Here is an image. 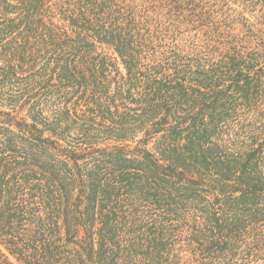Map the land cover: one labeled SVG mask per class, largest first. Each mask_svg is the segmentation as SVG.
Listing matches in <instances>:
<instances>
[{
    "label": "trees",
    "instance_id": "16d2710c",
    "mask_svg": "<svg viewBox=\"0 0 264 264\" xmlns=\"http://www.w3.org/2000/svg\"><path fill=\"white\" fill-rule=\"evenodd\" d=\"M0 264H264V0H0Z\"/></svg>",
    "mask_w": 264,
    "mask_h": 264
},
{
    "label": "rangeland",
    "instance_id": "374dc122",
    "mask_svg": "<svg viewBox=\"0 0 264 264\" xmlns=\"http://www.w3.org/2000/svg\"><path fill=\"white\" fill-rule=\"evenodd\" d=\"M230 6L233 7V8H238V9H241L240 7H238L237 3L235 2H230ZM247 17H251L252 20H254V17L251 15V14H246Z\"/></svg>",
    "mask_w": 264,
    "mask_h": 264
}]
</instances>
